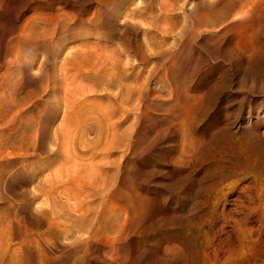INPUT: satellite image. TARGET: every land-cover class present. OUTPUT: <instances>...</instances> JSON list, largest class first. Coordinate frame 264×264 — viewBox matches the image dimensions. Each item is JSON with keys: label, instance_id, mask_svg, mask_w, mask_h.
Masks as SVG:
<instances>
[{"label": "rangeland", "instance_id": "obj_1", "mask_svg": "<svg viewBox=\"0 0 264 264\" xmlns=\"http://www.w3.org/2000/svg\"><path fill=\"white\" fill-rule=\"evenodd\" d=\"M165 1L0 0V55H4L0 56V69L4 71L8 64V69L6 68L7 75L9 76L7 81L8 87L10 86L14 90L15 95L18 94L17 96L20 95L19 93H21L20 96L25 95L24 98L26 100L24 99V103L25 107H27L24 114L18 119L17 124H19H16V127L18 128L19 126L20 128L17 129V131L20 130L18 133H24L27 129L29 134L27 132L25 134L21 133L23 136L26 135V143L30 142L29 144L32 148H29L30 145L28 144L29 147L26 146L24 150L27 153V161H33L34 159L37 163L42 162L41 164L44 166L43 164L46 159L53 158L55 154L57 156L56 152L50 153L53 152L50 151L53 149L50 144L53 134L52 126H56L57 120L61 117V111L59 109V113H56L57 111H54L56 114L53 113L55 107L52 108L51 105L55 101L54 98L57 99L58 95H64V87L61 85L64 84L63 76H61L63 75V69L60 68V65L64 54L65 56L67 54L69 56L75 54L76 49L74 44H72L73 42L76 45L77 42H83L86 38V41L90 42L91 40L92 44L97 41L96 43L99 45L94 44L95 48L97 46V48L103 47L104 49L108 48V50L117 51L121 56L120 58L124 59L122 64L125 63L123 65L126 68L128 59L134 60L132 63L137 66L135 67L136 71L134 69V75L138 79L137 83L139 82L138 85L143 84L140 86L142 90V87L144 89L147 88L141 102L137 103L135 101L131 105H128V108L131 110L129 117L121 118L120 129L122 127L124 130L130 132L133 129L130 136L134 139H130L131 137L129 139L125 138L126 141L123 140L118 146L119 148L117 147L119 150L115 147L112 150L114 155L111 153V158H117L118 164L120 163L117 168L118 173H116L115 189L118 193V202L123 207V218H125L117 222L119 225L122 223L121 225L123 226H119L118 230L120 232H109V237L111 236L110 241L111 239H115V242L105 243V240L101 239V235L104 234H100V236L98 235L100 240L97 239V236V240H94V242L89 240L88 243L87 240L80 238L79 235H77L79 238L76 235H74V238L58 230L57 233H54L55 237L52 236L56 238H52V245L51 243L42 244V253L40 251V254L43 257L40 255L37 258L43 259L42 262H39L40 260L37 259L38 264H130L131 262V264H264V241L262 242L264 234L260 237L258 230L260 223L258 219L259 209L248 211L245 206L240 205V202L236 200L238 196H241L244 203L247 204L248 196L254 195L253 197H256L255 202L249 203L254 205L259 203L257 200L258 194L261 191L264 193V0H185V2L183 0H169L168 2L167 0L166 3ZM31 13H38L43 16H40V20H33V25L35 26L32 25V21L29 23V25L33 26L32 30L36 34L29 29L31 26L28 28L29 30L27 29L29 34L32 32L31 35L37 39V43L34 41L29 44L27 43V47L26 45L20 46L23 42L20 40V35L18 34H20L22 22L28 20V16H32ZM45 14L48 18L44 17ZM50 17L51 19H49ZM46 18L48 19L47 23L48 21L50 22V24L48 23L50 26L46 22H43L46 21ZM134 18L136 19L133 20ZM91 19L92 23H90ZM137 19H140L139 22ZM173 21L175 22L173 23ZM81 22H86L88 25L86 24L87 26H85ZM39 23L44 27H39ZM146 23H148V26ZM82 27L84 28L83 30ZM34 28H38V30L42 29L44 32L40 30L35 31ZM86 31H89L87 32L89 33L88 36ZM39 32H42L44 36ZM93 32L96 33L93 34ZM46 36L49 38V41L51 38L52 42H48ZM38 37L42 39L40 38L38 41ZM165 37L168 38L166 39ZM62 39L66 42L62 41ZM16 43H20L18 45L20 49L15 47ZM105 43L108 45L104 46L103 44ZM31 44L33 45L31 46ZM71 44L73 45L72 49L68 50L71 48ZM54 46L56 47L54 48ZM112 46L115 49L111 48ZM58 47L60 50H58ZM4 48L5 51L3 50ZM14 48H17L19 51H14ZM103 48L102 50H104ZM32 49L37 50L33 51ZM8 50L16 53L12 54ZM7 51L8 53H6ZM70 51L72 52L71 54H69ZM18 53H21L20 57L23 56L24 58L19 57V59ZM6 54H9L10 57ZM45 55H49V57ZM11 56H13L12 60ZM35 57H38V59ZM126 58L128 59L125 60ZM6 59L11 60L10 63L12 65L9 66L10 63L8 61L6 62L7 64L5 63L6 65L1 66L4 64L2 62ZM45 59L47 62L43 61ZM20 60L23 61L20 62ZM38 60L40 61L37 63ZM31 61L37 65L32 70L27 66ZM13 62H16V65ZM43 63L46 64L44 65ZM55 63L59 65L56 66ZM43 65L46 67H42ZM40 67L41 70L38 72V68ZM55 68H58V71ZM28 69L31 73L28 72ZM54 80L62 82L60 85L63 88ZM53 86L56 87L54 88ZM16 87L17 90L15 89ZM59 87L62 89H59ZM10 88H8V93H10L9 90H12ZM51 90L55 91L54 93L52 91L55 97L52 95ZM105 91L99 88V91L91 93V99H96L95 103L92 104L93 102H90L91 104H86L84 107H76L73 112L75 116L72 119L79 117L84 119V114L97 109L99 101L105 99L103 96ZM48 103L49 107L53 110L48 107ZM31 104L35 107L33 106L32 108ZM12 105L10 107L15 108L14 106L16 105ZM47 108L49 109L48 112ZM27 110L31 114H28ZM49 113L52 114V117L56 118L52 119ZM126 113L127 111L125 110L118 112L119 116L121 114L125 116ZM40 115L43 116L42 119ZM26 116L29 120L26 119ZM86 118L88 122L94 121L91 115L86 116ZM20 119H24L23 121L25 122L22 121L20 123ZM31 120H33V126L35 125L37 128L32 126ZM30 121L31 125H29ZM44 123L47 127L50 124V129L47 130ZM27 125L29 126L28 128L26 127ZM125 127L127 128L125 129ZM23 128L24 130H21ZM30 130L36 133L34 135L37 140L35 141L34 139V143H32L34 136ZM216 131L218 134H216ZM50 132L52 133L50 134ZM93 134L91 132L90 136ZM45 135L47 136L44 137ZM43 137L45 139L48 138L47 141L50 138L49 142L47 143ZM38 140H40L41 145ZM42 141L44 142L43 145ZM124 143L126 148L124 147ZM33 153L34 157H32ZM184 154L185 156H183ZM38 156L41 157L39 158ZM16 179L18 180V176ZM8 182L4 183L6 185L2 186L3 189L0 186L1 214L7 210V207H9L8 211L10 212L16 205L19 206V203L20 205L23 204L21 210H24L25 207L27 208L29 204L30 195L28 197L22 194L24 193L22 191V193H19V188L17 192V187L13 180H8ZM6 188L8 190H5ZM256 190L259 191L256 192ZM209 193L212 195H209ZM21 194L23 195V200ZM24 195L27 197L24 198ZM32 197L34 196L32 195ZM16 198L18 199L17 201ZM44 199L45 196L40 195L35 203L41 206L40 211L38 210L39 213L36 211L37 216L39 215V218H42L40 219L41 221L46 218L48 220L47 215H49L47 207L42 208L46 205L42 202H46ZM43 203L44 205L42 206ZM235 206H237L238 210L230 211V208ZM220 211L221 213H219ZM211 212L214 213L212 214ZM23 213V211L19 213L21 214V218ZM42 213L46 215L41 217L40 214ZM242 213L244 215L247 214L246 218ZM125 214H127L126 217ZM248 214L254 216L250 218ZM128 215L130 216L129 219ZM231 217L235 218L238 223L235 224V221ZM23 220L25 223L28 222L22 219V223ZM215 220L216 222H214ZM241 221L242 223H240ZM46 224L43 223L44 226H40V230L46 229ZM251 225L254 226L252 232L248 231ZM121 228L123 231L120 230ZM218 229L220 234L218 233ZM118 235H120L122 240ZM115 237H119L120 241ZM206 240H208L207 244ZM98 246L100 247L98 248ZM105 249L107 250L106 252ZM45 254L47 255L45 256ZM117 255H119V260L116 258L118 257ZM126 257L129 259L128 261L127 259L125 260ZM5 258L0 259L2 261L0 264L32 263L27 255L20 258L21 260L25 258L24 262L20 259H17L19 262H16L17 260L9 256ZM9 259H13L14 261ZM48 261L49 263H47Z\"/></svg>", "mask_w": 264, "mask_h": 264}, {"label": "bare ground", "instance_id": "obj_2", "mask_svg": "<svg viewBox=\"0 0 264 264\" xmlns=\"http://www.w3.org/2000/svg\"><path fill=\"white\" fill-rule=\"evenodd\" d=\"M51 1V0H50ZM97 1V0H96ZM108 1V0H107ZM113 1V0H112ZM140 1V0H139ZM167 1V0H166ZM165 1V3H166ZM185 2V0H183ZM100 2V1H99ZM162 2V1H161ZM169 2V0H168ZM22 3V1H21ZM112 3V2H111ZM195 3V2H194ZM208 3V2H207ZM224 3V2H223ZM180 4V3H179ZM24 5V4H23ZM137 5V4H136ZM161 5V4H160ZM164 6V5H163ZM167 6V5H166ZM169 6V5H168ZM176 6V5H175ZM194 6V5H193ZM224 6V5H223ZM257 6V5H255ZM120 7V6H119ZM137 7V6H136ZM160 7V6H159ZM170 7V6H169ZM96 8V7H95ZM36 9V8H35ZM135 9V8H134ZM162 9V8H161ZM167 9V8H164ZM172 9V8H171ZM185 9V8H184ZM194 9V8H193ZM148 10V9H147ZM157 10V9H156ZM155 10V11H156ZM159 10V9H158ZM168 10V9H167ZM176 10V8H175ZM215 10V9H214ZM39 13L40 11L37 10ZM96 11V10H95ZM128 11V10H127ZM144 11V10H143ZM170 11V10H169ZM184 11V10H183ZM191 11V10H190ZM34 12H36L34 10ZM174 12V10H173ZM43 13V12H42ZM66 13V12H65ZM94 13V12H93ZM189 13V12H188ZM32 14V13H31ZM96 14V13H94ZM48 15V14H47ZM57 15V14H55ZM206 15V14H205ZM204 15V16H205ZM31 16V15H30ZM28 16V20H25V22H22V27H21V31H20V40L23 42V44H20V46H24L27 43H32V42H36L37 43V39H35L34 37H32V32H34L32 30V27L35 26L33 25V20L36 21L37 19H41L38 13H34L32 14V16L30 17ZM75 16V15H74ZM203 16V17H204ZM9 17V16H8ZM43 17V16H42ZM44 17H47L46 14ZM57 17V16H55ZM60 17V16H59ZM90 17V16H89ZM101 17V16H100ZM131 17V16H130ZM214 17V16H213ZM48 18V17H47ZM46 22L47 23V19ZM58 18V17H57ZM129 18V17H128ZM132 18V17H131ZM167 18V17H165ZM206 18V16H205ZM20 19V18H19ZM51 19V17L49 18ZM70 19V17H69ZM79 19V18H78ZM89 19V18H88ZM124 19V18H123ZM136 18H134L133 20H135ZM219 19V18H218ZM21 20V19H20ZM19 20V21H20ZM23 20V21H24ZM45 20V19H42ZM68 20V19H67ZM95 20V19H94ZM100 20V19H99ZM140 19H137V21L139 22ZM206 20V19H205ZM17 21V20H16ZM32 21V22H31ZM73 21V20H72ZM81 21V20H80ZM84 21V20H83ZM89 21V20H88ZM92 23V19L90 20ZM220 21V20H219ZM18 22V21H17ZM32 23L33 26L29 25V23ZM120 22V21H119ZM175 21H173L174 23ZM177 22V21H176ZM201 22V21H200ZM21 23V22H20ZM25 23V24H24ZM44 23V24H46ZM48 23L50 24V22L48 21ZM47 23V25H48ZM70 23V22H69ZM96 23V22H93ZM186 23V22H185ZM219 23V22H218ZM24 24V25H23ZM37 24V23H36ZM40 24V23H39ZM81 24H85V26H87L88 24L85 22H81ZM80 24V25H81ZM87 24V25H86ZM131 24V23H130ZM148 23H146L147 25ZM188 24V23H187ZM16 25V24H15ZM18 25V24H17ZM122 25V24H121ZM137 25V24H136ZM224 25V24H223ZM31 26V27H30ZM42 25L40 24L39 27H41ZM50 26V25H48ZM148 26V25H147ZM189 26V25H188ZM187 26V27H188ZM199 26H201L199 24ZM198 26V27H199ZM207 26V25H206ZM30 27V28H29ZM44 27V26H42ZM92 27V26H91ZM94 27V26H93ZM196 27V25H195ZM209 27V26H208ZM222 27V26H221ZM31 29L32 32H30L31 34H29L28 30ZM36 28V27H35ZM34 28V29H35ZM75 28V27H74ZM17 29V28H16ZM28 29V30H27ZM47 29V28H46ZM65 29V28H64ZM80 29V28H79ZM84 28L82 27V30ZM127 29V28H126ZM196 29V28H195ZM18 30V29H17ZM38 30L35 29V31ZM40 30V29H39ZM38 30V31H39ZM81 30V29H80ZM100 30V29H99ZM19 31V30H18ZM27 31V32H26ZM37 31V32H38ZM42 31V29L40 30ZM56 31V30H55ZM75 31V30H74ZM91 31V30H90ZM93 31V30H92ZM202 31V30H201ZM44 32V30L42 31ZM42 32H39L42 34ZM69 32V31H68ZM89 31H86V33ZM38 33V34H39ZM56 33V32H55ZM64 33V32H63ZM80 33V31H79ZM92 33V32H90ZM96 33V32H95ZM93 32V34H95ZM152 33V32H151ZM206 33V32H205ZM34 34H36V32H34ZM37 34V35H38ZM39 34V35H41ZM83 34V33H82ZM89 33H87L88 36ZM126 34V33H125ZM157 34V33H156ZM155 34V35H156ZM17 35V34H16ZM43 35V34H42ZM46 35V34H45ZM78 35V34H77ZM86 35V34H84ZM100 35V34H99ZM34 36V35H33ZM44 36V35H43ZM103 36V35H102ZM124 36V35H122ZM147 36V35H146ZM159 36V35H158ZM164 36V35H163ZM37 37V36H36ZM67 37V36H66ZM65 37V38H66ZM78 37V36H77ZM120 37V36H119ZM149 37V36H148ZM162 37V36H161ZM19 38V37H16ZM41 38V37H40ZM38 37V41L40 39ZM47 38V36H46ZM75 38V36H74ZM94 38V37H93ZM92 38V39H93ZM100 38V37H99ZM159 38V37H158ZM164 38V37H163ZM166 39L168 37H165ZM42 39V38H41ZM44 39V37H43ZM49 38H47L46 40H48ZM53 39V38H52ZM59 39H61V37H59ZM58 39V41H60ZM77 39V38H76ZM87 39V38H86ZM86 39L83 40V42H79L81 44H79L77 42V44H79L77 46V44L75 45V43L73 42L72 44H74L75 47V54L72 55H67L65 56V54L63 55L64 57L62 58V63H61V67L63 69V83L61 84L60 82L56 81L57 83H59V86H63L64 89V95H56L57 99H55V101L53 102V107H55V110H53L51 107H49V103L47 104L48 107L53 110V113H55L54 111H57L56 113H59L58 110L60 109L61 111V117L59 118V120H57V124L56 126H52L53 128V134H52V140H51V146L53 147L52 150L53 152H50L48 149V151L50 153H57V156L55 154V156L53 158L45 160V162L43 161V159H41L44 162V166H42V162L37 163L31 160V161H27V153L24 151L26 149V146L29 147V145L26 143V135L23 136L21 133H18V128L16 127L17 121H19L18 119L21 118V116L24 114V111L26 109L25 107V103H24V96H20L21 93H19L20 95L17 96L18 94L15 95V92L12 88H10V86L8 87L7 81H8V75H7V67L8 64L6 62L9 61V59H6L2 62L4 66L6 65L7 67H5L4 71H1L2 69H0V186L3 189L2 186L6 185L4 184L5 182H8V180H13V182L15 183L16 187H17V192H18V188H19V193L22 191L29 197V204L27 205L30 208H24V210H21V206L19 203V206H15L12 211H8L7 210L4 211L3 214L2 210L0 212V259H3V257H11L14 260L20 259L21 257H23L24 255L28 256L31 259V264H38L39 262H42V255L40 254V251L42 253V244L46 243V244H50L51 242H53L52 238L55 237L54 233H57L58 230L63 231V234H68V236L74 237V235H79L80 238L85 239L88 241L92 240L94 242V240H97L100 236V234H104L101 235V239L105 240V243H110L111 241H114L115 239H111L110 241V237H109V232L112 233H116V232H120L119 226L122 224H118V220L120 221L123 216H124V212L122 211V206L121 203L119 204V200L117 198V190L115 189V182H116V173L117 172V168L119 166L118 162H117V158H111V153L112 150L118 149L119 145L122 143L123 140H125V138L129 139V137H131L130 139H134L132 138V136H130V133L133 131V129H131V132L128 130H124L122 127L120 129V124L122 122V117L123 118H127V116L129 117V114L131 113L130 108H128V105H131L132 103H134L135 101H137V103L141 102V99L144 98V92H145V88H143V90L141 89L140 86L142 85H138L139 82L137 83L138 79L135 77L134 75V69L135 67H137L134 63H132V61L134 62V60H129L128 58H126L125 60L128 59L127 61V68L125 67V63L122 64L123 60L120 58L121 56L119 55V53L115 50H108L104 49L102 46V48L104 50H102V48L98 49L97 46L96 48L94 47V44H97L95 41L94 44H92V41L90 40V42H87ZM17 40V39H16ZM19 40V41H20ZM54 40V39H53ZM64 39H62L63 41ZM95 40V39H94ZM98 40V39H97ZM101 40V39H100ZM158 40V39H157ZM18 41V40H17ZM45 41V40H44ZM50 41L52 42L51 38ZM48 40V42H50ZM70 41V40H69ZM73 41V40H72ZM82 41V40H80ZM89 41V40H88ZM105 41V40H104ZM103 41V42H104ZM46 42V41H45ZM61 42V41H60ZM64 42H66L64 40ZM99 42V41H98ZM102 42V41H101ZM153 42V41H152ZM160 42V41H159ZM10 43V42H9ZM25 43V44H24ZM35 43V44H36ZM59 43V42H58ZM70 43V42H69ZM151 43V42H149ZM166 43V42H165ZM16 43V46L18 49H20L18 47V45ZM27 44V45H28ZM62 44V43H61ZM68 44V43H67ZM71 44V48L67 49L71 50L72 49V45ZM134 44V43H133ZM153 44V43H152ZM163 44V43H162ZM26 45V47H27ZM33 44H31L32 46ZM40 45V44H39ZM38 45V46H39ZM63 45V44H62ZM66 45V43H65ZM99 45V44H97ZM104 46L106 45L103 44ZM108 45V44H107ZM106 45V46H107ZM7 46L9 47L8 43ZM12 47H14L13 45H11ZM10 46V47H11ZM46 46V45H45ZM58 46V44H57ZM61 46V45H60ZM114 46V45H113ZM113 46L111 48H113ZM157 46V45H156ZM160 46V45H159ZM166 46V45H165ZM172 46V45H171ZM25 47V48H26ZM29 47V46H28ZM42 47V46H41ZM56 46H54L55 48ZM64 47V45H63ZM168 47V46H167ZM6 48V47H5ZM5 48L3 49L5 51ZM17 48H14L16 51ZM23 48V47H22ZM31 48V47H30ZM52 48V47H51ZM50 48V49H51ZM66 48V47H65ZM106 48V47H105ZM121 48V47H120ZM158 48V47H157ZM169 48V47H168ZM12 49V48H11ZM29 49V48H27ZM66 49V50H67ZM115 49V48H113ZM123 49V48H122ZM151 49V48H150ZM7 50V49H6ZM13 50V49H12ZM23 50V49H22ZM33 50V49H32ZM37 50V49H36ZM33 50V51H36ZM58 50H60V48L58 47ZM63 50V49H62ZM67 50V52H68ZM170 50V48H169ZM9 51V50H8ZM8 51L6 53H8ZM19 50H17L18 52ZM27 51V50H26ZM30 51V50H29ZM124 51V50H123ZM148 51V50H147ZM150 51V50H149ZM2 52V51H1ZM10 52V51H9ZM23 52V51H22ZM66 52V51H65ZM122 52V50H121ZM146 52V51H145ZM162 52V51H160ZM12 53V52H10ZM9 53V54H10ZM14 53V52H13ZM12 53V54H13ZM16 53V52H15ZM14 53V54H15ZM38 53V51H37ZM43 53V52H42ZM46 53V52H45ZM55 53V52H54ZM60 53V52H59ZM64 53V52H63ZM72 52L70 51L69 54H71ZM124 53V52H123ZM7 55L10 57V55ZM20 57L21 53H18ZM17 54V55H18ZM50 54V53H49ZM58 55V53H56ZM151 54V53H150ZM3 55V54H1ZM0 55V56H1ZM32 55V54H31ZM44 55V54H43ZM62 55V54H61ZM160 55V54H159ZM4 56V55H3ZM33 56V55H32ZM35 56H37L35 54ZM48 56L49 55H45ZM52 56V55H51ZM56 56V55H55ZM60 56V54H59ZM129 56V55H127ZM177 56V55H176ZM11 56V60H12ZM23 57V56H21ZM20 57V58H21ZM31 57V56H30ZM54 57V56H53ZM58 57V56H57ZM62 57V56H61ZM60 57V58H61ZM73 57V58H72ZM125 57V56H124ZM6 58V56H5ZM17 58V56H16ZM15 58V59H16ZM17 58V59H18ZM19 58V59H20ZM24 58V57H23ZM22 58V59H23ZM36 58V57H35ZM45 58V57H44ZM30 59V58H29ZM38 59V57L36 58ZM47 59V58H46ZM43 60L46 61L47 60ZM54 59V58H53ZM10 60V61H11ZM25 60V59H24ZM32 60V59H31ZM41 60V59H40ZM38 60L37 63L40 61ZM10 61L8 63H10ZM13 61H15L13 59ZM23 60H20V62ZM41 61V62H43ZM51 61V60H50ZM60 61V60H59ZM167 61V60H166ZM26 62V61H25ZM29 62V61H28ZM56 62V60H55ZM61 62V61H60ZM6 63V64H5ZM14 63V62H13ZM16 63V62H15ZM14 63V64H15ZM23 63V62H22ZM21 63V64H22ZM49 63V62H48ZM59 63V62H58ZM20 64V63H19ZM44 64V63H43ZM46 64V63H45ZM44 64V65H45ZM56 64V63H55ZM54 64V66H55ZM12 65L11 63L9 64V66ZM16 65V64H15ZM29 65H31V67H29ZM42 65V64H40ZM42 66V67H46V66ZM48 65V64H47ZM59 64H56V66ZM138 65V64H137ZM28 68H30L31 70L34 69L35 67H37V65L35 63H33V61L30 62V64L27 65ZM39 66V64H38ZM50 66V65H49ZM48 66V67H49ZM153 66V65H152ZM151 66V67H152ZM158 66V65H157ZM140 67V66H139ZM146 67V66H145ZM7 68V69H6ZM12 68V67H10ZM16 68V67H15ZM46 69V68H45ZM48 69V68H47ZM56 69V68H55ZM29 70V69H28ZM37 70V69H35ZM34 70V72H35ZM39 70H41V67L38 68V72ZM53 70V69H52ZM58 71V68L56 69ZM55 70V71H56ZM60 70V69H59ZM27 71V70H26ZM136 71V69H135ZM143 71V70H142ZM149 71V70H147ZM28 72L31 73V71L29 70ZM33 72V71H32ZM43 72V71H41ZM27 73V72H26ZM57 73V72H56ZM61 73V72H60ZM9 74V73H8ZM29 74V73H27ZM26 74V75H27ZM34 74V73H33ZM59 74V73H58ZM149 74V73H148ZM55 75V74H54ZM57 75V74H56ZM28 76V75H27ZM58 76V75H57ZM147 76V75H146ZM20 77V75H19ZM18 79V78H17ZM61 79V78H60ZM61 79V80H62ZM146 79V78H145ZM148 79V78H147ZM60 80V81H61ZM55 82V83H56ZM12 83V82H11ZM21 84V83H20ZM61 84V85H60ZM146 84V83H145ZM54 85V84H53ZM57 85V84H56ZM19 86V85H18ZM61 86V87H62ZM12 89L9 90L10 93H8V88ZM54 88L56 86H53ZM59 87V89L61 88ZM62 87V88H63ZM61 88V89H62ZM100 89H104L105 94L103 95L105 97L104 100L99 101V106L97 107V109L92 110L86 114L83 115L84 119H82L81 117L76 118V119H72L73 116V112L76 109V107L78 106H86V104H89L90 102L92 104L95 103L96 99H91V93L96 92L97 90L99 91ZM17 90V87L15 88ZM115 89V90H112ZM20 90V89H19ZM35 90V89H34ZM47 90V89H46ZM21 91V90H20ZM53 90H51L52 93ZM55 91H53L54 93ZM62 92V90H61ZM23 93V92H22ZM28 93V91H27ZM50 93V94H51ZM52 93V95H53ZM14 94V95H13ZM49 94V93H48ZM61 94V93H60ZM97 95V94H96ZM102 96V94H100ZM31 96V95H30ZM29 96V97H30ZM43 96V95H40ZM54 96V95H53ZM148 96V95H147ZM55 97V96H54ZM149 97V96H148ZM147 97V98H148ZM163 97V96H162ZM28 98V97H26ZM43 98V97H42ZM160 98V97H159ZM26 100V99H25ZM30 100V99H29ZM38 100V99H37ZM36 100V101H37ZM48 100V98H47ZM143 100V99H142ZM39 101V100H38ZM42 101V100H41ZM44 101V100H43ZM46 101V100H45ZM163 101V100H162ZM194 101V100H193ZM197 101H199L197 99ZM40 102V101H39ZM49 102V101H46ZM27 103V102H26ZM34 103V102H33ZM36 103V102H35ZM45 103V102H44ZM51 103V102H50ZM55 103V104H54ZM90 103V104H91ZM146 103V102H145ZM179 103V102H178ZM194 103V102H193ZM16 105L14 106L15 108H11L10 106ZM30 104V103H29ZM42 104V102H41ZM176 104V103H175ZM10 105V106H9ZM12 105V106H13ZM46 105V104H45ZM191 105V104H190ZM32 106V104H31ZM30 106V107H31ZM34 106V105H33ZM32 106V108H33ZM44 106V104H43ZM196 106V105H195ZM35 107V106H34ZM38 107V106H37ZM189 107V106H188ZM194 107V106H193ZM29 108V107H28ZM87 108V107H86ZM86 108H82V109H86ZM44 109V108H42ZM81 109V110H82ZM89 109V108H88ZM30 110V109H29ZM34 110V109H33ZM45 110V109H44ZM48 112V108L46 109ZM50 110V112H51ZM121 110H125L127 111L126 115L124 116L123 114H121V116H119L118 112H120ZM28 111V110H27ZM32 111V110H31ZM37 111V110H36ZM39 111V110H38ZM83 111V110H82ZM89 111V110H88ZM45 112V111H43ZM42 112V113H43ZM85 112V111H84ZM30 113V111H28V114ZM35 113V112H34ZM38 113V112H37ZM55 113V114H56ZM122 113V112H121ZM139 113V112H138ZM31 114V113H30ZM33 114V113H32ZM45 114V113H44ZM51 114V113H49ZM140 114V113H139ZM171 114V113H170ZM179 114V113H178ZM26 115V114H25ZM46 115V114H45ZM59 115V114H58ZM91 115V117L93 118L94 121L88 122L86 116ZM96 115V116H95ZM132 115V114H131ZM174 115H176L174 113ZM31 116V115H30ZM28 116V117H30ZM51 118H56V117H52V114L50 115ZM54 116V115H53ZM25 117V116H23ZM22 117V118H23ZM36 117V116H35ZM34 117V118H35ZM39 117V116H37ZM41 119H42V115H40ZM39 117V118H40ZM132 117V116H131ZM178 117V116H177ZM33 118V117H32ZM50 118V117H49ZM58 118V117H57ZM134 118V117H133ZM26 119L29 120V118ZM40 119V120H41ZM47 119V118H45ZM51 119V120H52ZM89 119V117H88ZM181 119V118H180ZM21 120V119H20ZM24 120V119H23ZM21 120L20 123L23 121ZM37 120V118H36ZM39 120V119H38ZM56 120V119H55ZM131 120V119H130ZM27 121V120H26ZM32 121V126H33V120ZM31 121L29 122L31 125ZM46 121V120H45ZM44 121V122H45ZM54 121V120H53ZM134 121V120H133ZM172 121V120H171ZM25 122V121H23ZM36 122V121H35ZM180 122V121H179ZM39 123L41 124V122L39 121ZM50 123V121H49ZM125 123V122H124ZM123 123V124H124ZM178 123V122H177ZM17 124V125H16ZM38 124V122H37ZM36 124V125H37ZM48 124V123H47ZM54 124V122H53ZM127 124V123H126ZM129 124V122H128ZM22 125V124H21ZM26 125V124H25ZM39 125V124H38ZM37 125V126H38ZM44 125H46L44 123ZM43 125V126H44ZM52 125V124H51ZM133 125V124H132ZM175 125V124H174ZM35 126V125H34ZM33 126V127H34ZM123 126V125H122ZM128 126V125H125ZM168 126V125H167ZM27 128L29 127L28 125L26 126ZM24 127V128H26ZM47 127V125L45 126ZM44 127V129H45ZM50 127V124H49ZM49 127H47V130L50 129ZM124 127V126H123ZM183 127V126H182ZM185 127V126H184ZM22 128V127H21ZM21 129V130H24ZM35 128H37L35 126ZM97 128V129H96ZM127 127H125L126 129ZM168 128V127H167ZM20 129V128H19ZM31 129V128H30ZM34 129V128H33ZM37 130V129H36ZM42 132L43 129H41ZM185 130V129H184ZM31 133L32 130H30ZM29 131V132H30ZM182 131V130H181ZM27 132V129L26 131ZM25 132L23 134H25ZM93 132L94 134L92 136H90V133ZM135 132V131H134ZM237 132V131H236ZM30 133V134H31ZM39 133V132H37ZM45 133V132H44ZM43 133V134H44ZM49 133V132H48ZM52 132H50L51 134ZM188 133V132H187ZM215 133V132H214ZM225 133V132H224ZM28 134V132H27ZM36 133H33L32 135L34 136L33 138V142L34 143L37 139L35 137ZM40 134V133H39ZM42 134V135H43ZM49 134V136H50ZM216 134H218V132L216 131ZM215 134V135H216ZM29 135V134H28ZM32 135H31V140H32ZM40 135V136H42ZM214 135V134H213ZM47 135H45L44 137H46ZM134 136V135H133ZM184 136V135H183ZM209 136V134H208ZM217 136V135H216ZM30 137V136H29ZM43 137L44 140H46V142L48 143L49 140L47 141V139H45ZM39 138V137H38ZM42 138V137H41ZM183 138V137H182ZM216 138V137H215ZM28 139V137H27ZM35 139V141H34ZM30 140V139H28ZM42 140V139H41ZM43 140V141H44ZM40 140H38L39 142ZM42 141V145L43 142ZM126 141V140H125ZM182 141V140H181ZM213 141V140H212ZM37 142V144H38ZM129 142V140H128ZM211 142V140H210ZM41 142H39L40 144ZM133 143V142H132ZM192 143V142H191ZM182 144V142H181ZM185 144V143H184ZM41 145V144H40ZM46 145V143H45ZM44 145V146H45ZM48 145V144H47ZM244 145V144H243ZM34 146V145H33ZM36 146V145H35ZM127 146V145H126ZM188 146V144H187ZM195 146V145H194ZM250 146V145H249ZM43 147V146H42ZM50 147V146H49ZM118 147V148H117ZM124 147H125V143H124ZM182 147V146H181ZM192 147V146H191ZM31 148V145L30 147ZM41 148V147H40ZM46 148H48L46 146ZM126 148V147H125ZM200 148V147H199ZM32 149V148H31ZM36 149V148H35ZM44 149V148H42ZM191 149V148H190ZM196 149V148H195ZM251 149V148H250ZM30 150V149H28ZM39 150V149H38ZM119 150V149H118ZM214 150V149H213ZM187 151V150H186ZM204 151V150H203ZM34 152V151H33ZM45 152V151H44ZM191 152V151H190ZM194 152V151H193ZM198 152V151H196ZM205 152V151H204ZM35 153V152H34ZM34 153L32 154V157H34ZM46 153V152H45ZM48 153V152H47ZM114 155V153H112ZM177 154V153H176ZM188 154V152H187ZM202 154V153H201ZM204 154V153H203ZM29 155V154H28ZM31 155V153H30ZM37 155V154H36ZM48 155V154H47ZM53 155V154H52ZM208 155V154H207ZM185 156V154L183 155ZM190 156V155H188ZM31 157V158H32ZM39 157V156H38ZM41 157V156H40ZM39 157V158H40ZM44 157V156H43ZM48 157V158H49ZM118 157V156H116ZM119 158V157H118ZM123 158V157H122ZM126 158V157H125ZM192 158V157H191ZM242 158V157H241ZM245 158V157H244ZM248 158V157H247ZM246 158V159H247ZM37 159V158H36ZM186 159V158H185ZM239 159V158H238ZM245 159V161H246ZM38 160V159H37ZM39 160V161H41ZM184 160V159H183ZM120 162V160H118ZM244 161V162H245ZM173 162V161H172ZM177 162V161H176ZM213 162V161H212ZM188 163V162H187ZM246 163V162H245ZM180 164V163H179ZM41 165V166H40ZM253 165V164H252ZM178 166V165H177ZM236 166V165H234ZM121 167V166H120ZM212 167V166H211ZM226 167V166H225ZM224 167V168H225ZM241 167V166H240ZM210 168V167H209ZM231 168V167H230ZM234 168V167H233ZM243 169V168H242ZM253 169V168H252ZM237 170V169H236ZM248 170V169H247ZM221 171V170H220ZM246 171V169H245ZM215 172V171H214ZM233 172V171H232ZM249 172V171H248ZM251 172V171H250ZM231 174V173H230ZM244 174V173H243ZM251 174V173H250ZM208 175V174H207ZM225 175V174H224ZM259 175V174H258ZM18 176V180L16 179ZM212 176V175H211ZM255 176V175H254ZM187 177V176H186ZM191 177V176H190ZM256 178H258L256 176ZM264 182V181H263ZM9 183V182H8ZM11 183V182H10ZM234 183V182H233ZM238 183V182H237ZM226 184V183H225ZM258 184V183H257ZM260 184V183H259ZM245 185V184H243ZM188 187V186H187ZM224 187V186H222ZM246 187V186H244ZM258 187V186H257ZM0 188V189H1ZM8 188V187H7ZM5 190H8V189ZM189 188V187H188ZM222 189V188H221ZM236 189V188H235ZM248 189V188H247ZM246 189V191H247ZM259 189V188H258ZM16 190V188H15ZM226 190V189H225ZM243 190V189H242ZM1 191V190H0ZM218 191V190H217ZM220 191V190H219ZM227 191V190H226ZM259 190H256V192ZM222 192V191H220ZM245 192V190H244ZM1 193V192H0ZM3 193V192H2ZM6 193V192H5ZM16 193V191H15ZM214 193V192H213ZM217 193V192H216ZM21 194V195H22ZM220 194V193H219ZM231 194V193H230ZM1 195V194H0ZM18 195V194H17ZM24 195V198L27 197ZM32 195L34 197H32ZM40 195H44L45 196V201L44 202L46 205H44V203L42 204V206L44 205L45 208L47 207V211L49 212V215H47L48 220H40L42 218H39L40 216H37L36 211L38 212V210L40 211L41 206L40 205H36V199H38V197ZM209 195H212L209 193ZM208 195V197H209ZM222 195V193H221ZM249 195V194H248ZM6 196V195H5ZM4 196V197H5ZM219 196V195H217ZM232 196V195H231ZM254 195H249L248 196V203H244V200L241 196H238L236 198V200H238L240 202V205L242 204L243 206H245L247 208L248 211H255L257 209H259V233H260V237L263 236L264 234V193H262V191L258 194L257 200L259 203L251 205L249 203H253L255 202V198L253 197ZM1 197V196H0ZM8 197V196H7ZM21 198V197H20ZM19 198V199H20ZM42 198V196H41ZM166 198V197H165ZM216 198V197H215ZM40 199V198H39ZM217 199V198H216ZM226 199V198H225ZM18 199L16 198V201ZM22 200H23V195H22ZM25 200V199H24ZM63 200V201H61ZM200 200V199H198ZM210 200V198H209ZM230 200V199H229ZM21 201V200H20ZM27 201V200H26ZM165 201V200H164ZM216 201V200H215ZM228 201V200H227ZM22 202V201H21ZM205 202V201H204ZM243 202V203H242ZM17 203V202H16ZM26 203V202H25ZM24 203V204H25ZM28 203V201H27ZM222 203V202H221ZM225 203V202H223ZM228 203V202H226ZM35 204V205H34ZM41 204V203H40ZM205 204V203H204ZM215 204V203H213ZM212 204V205H213ZM15 205V204H14ZM26 205V204H25ZM30 205V206H29ZM32 205V206H31ZM135 205V204H134ZM145 205V204H144ZM207 205V204H206ZM220 205V204H219ZM39 206V207H37ZM225 206V205H224ZM32 207V208H31ZM150 207V206H149ZM220 207V206H219ZM222 207V206H221ZM139 208V207H138ZM141 208V207H140ZM23 209V207H22ZM144 209V207H143ZM210 209V208H209ZM213 209V208H212ZM21 210V211H20ZM124 210V209H123ZM126 210V208H125ZM124 210V211H125ZM136 210V209H135ZM214 210V209H213ZM226 210V209H225ZM237 206L230 208V211H237ZM24 212L22 214V218L20 217L21 214H19L20 212ZM210 211V210H209ZM45 212V211H44ZM48 212H46L48 214ZM127 212V211H126ZM136 212V211H134ZM139 212V211H138ZM218 212V211H217ZM39 213V212H38ZM210 213V212H209ZM212 213V212H211ZM214 213V212H213ZM212 213V214H213ZM221 213V211L219 212ZM128 214V213H127ZM125 214V217L126 215ZM131 214V212H130ZM142 214V213H141ZM175 214V213H174ZM211 214V215H212ZM230 214V213H229ZM244 215V213H242ZM41 217H43V215H46L45 213L40 214ZM138 215V213H137ZM218 215V214H217ZM220 215V214H219ZM235 215V214H234ZM233 215V216H234ZM247 215V214H246ZM246 215H244V217L246 218ZM249 215V214H248ZM228 216V215H227ZM250 216V215H249ZM254 216V215H252ZM250 216V218L252 217ZM257 216V215H256ZM255 216V217H256ZM46 217V216H44ZM204 217V216H203ZM213 217V216H212ZM211 217V218H212ZM215 217V216H214ZM220 217V216H218ZM223 217V216H221ZM236 217V216H235ZM243 217V216H242ZM243 217V219H245ZM130 218V216L128 215V219ZM233 217H231L232 219ZM22 219H25L28 222H24L22 223ZM125 219V218H123ZM213 219V218H212ZM240 219V218H239ZM214 220V219H213ZM230 220V219H229ZM241 220V219H240ZM247 221V219H245ZM244 220V222H245ZM47 221V222H46ZM122 221V220H121ZM233 221H235V224H237V220L235 218H233ZM249 221V218H248ZM41 222L43 223H47L46 229L44 230H40V226L43 227V223L41 224ZM211 222V220H210ZM216 222V220L214 221ZM28 223V224H27ZM213 223V222H212ZM232 223V222H231ZM242 223V221L240 222ZM249 223V222H248ZM234 224V223H233ZM234 224V225H235ZM43 225V226H42ZM136 225V224H135ZM219 225V224H218ZM222 225V224H221ZM125 226V225H124ZM212 226V225H211ZM224 226V225H223ZM247 226V225H246ZM120 227H123L122 225ZM222 227V226H221ZM248 227V226H247ZM143 228V227H142ZM225 228V227H222ZM234 228V227H233ZM126 229V228H125ZM122 230V228L120 229ZM131 230V229H130ZM211 230V229H210ZM217 230V229H216ZM225 230V229H224ZM254 230V226L251 225V227H249L250 232H252ZM102 231V232H101ZM123 231V230H122ZM125 231V230H124ZM214 231V230H212ZM226 231V230H225ZM101 232V233H100ZM137 232V231H136ZM223 232V231H222ZM221 232V233H222ZM123 233V232H122ZM211 233V232H210ZM214 233V232H213ZM218 233H219V229H218ZM226 233V232H225ZM248 233V232H246ZM245 233V234H246ZM108 234V235H107ZM121 234V233H120ZM199 234V233H198ZM204 234V233H201ZM207 234V233H206ZM205 234V235H206ZM212 234V233H211ZM217 234V233H216ZM220 234V233H219ZM218 234V235H219ZM243 234V233H241ZM255 234V233H254ZM57 235V234H56ZM99 235V236H98ZM117 235V234H116ZM126 235V234H125ZM204 235V236H205ZM210 235V234H209ZM240 235V234H239ZM238 235V236H239ZM257 235V234H256ZM53 236V237H52ZM98 236V238H97ZM120 237V235H118ZM123 236V235H122ZM217 236V235H216ZM241 236V235H240ZM254 236V235H253ZM57 237V236H56ZM78 237V236H77ZM76 237V238H77ZM119 237H115L117 238V240L119 239ZM242 237V236H241ZM251 237V236H250ZM67 238V237H66ZM70 238V237H69ZM75 238V237H74ZM73 238V239H74ZM79 238V237H78ZM77 238V239H78ZM97 238V239H96ZM113 238V237H112ZM197 238V237H196ZM208 238V236H207ZM205 238V239H207ZM217 238V237H216ZM56 239V238H53ZM81 239V240H82ZM120 239L122 240V238L120 237ZM120 239L118 241H120ZM124 239V238H123ZM202 239V238H201ZM210 240V238H208ZM241 239V238H240ZM245 239V238H244ZM264 239V238H263ZM82 240V241H85ZM213 240V239H212ZM220 240V239H218ZM225 240V239H224ZM55 241V240H54ZM69 241V240H67ZM103 241V240H101ZM116 241V242H118ZM198 241V240H197ZM201 241V240H200ZM205 241V240H204ZM206 240V244H207ZM215 241V240H214ZM251 241V240H249ZM264 240H262L263 242ZM57 242V241H56ZM64 242V241H63ZM72 242V241H71ZM86 242V241H85ZM96 242V241H95ZM100 242V241H99ZM115 242V241H114ZM126 242V241H125ZM219 242V241H218ZM223 242V241H222ZM247 242V241H246ZM84 243V242H83ZM86 243V244H88ZM92 243V242H91ZM119 243V242H118ZM195 243V242H194ZM221 243V242H220ZM227 243V242H226ZM241 243V242H240ZM260 243V242H259ZM57 244V243H56ZM126 244V243H125ZM215 244V243H214ZM219 244V243H218ZM52 245V243H51ZM51 245L49 247H51ZM55 245V244H54ZM98 245V243H97ZM104 245V244H103ZM119 245V244H118ZM209 245V244H208ZM217 245V242H216ZM223 245V244H222ZM262 245V244H261ZM56 246V245H55ZM91 246H93L91 244ZM101 246V245H100ZM98 246V248L100 247ZM111 246V245H110ZM110 246H108L110 248ZM178 246V245H177ZM230 246V245H229ZM264 246V245H263ZM45 247V246H44ZM87 247V246H86ZM106 247V246H105ZM114 247V244H113ZM54 248V247H51ZM58 248V247H56ZM89 248V247H88ZM87 248V250H89ZM94 248V246H93ZM108 248V249H109ZM263 248V247H262ZM261 248V249H262ZM115 249V248H114ZM119 249V248H118ZM117 249V250H118ZM167 249V248H166ZM251 249V248H250ZM49 250V249H48ZM60 250V249H59ZM110 250V249H109ZM116 250V249H115ZM121 250V249H120ZM169 250V249H168ZM64 251V250H63ZM107 250L105 249V252ZM113 251V250H112ZM111 251V253H112ZM261 251V250H260ZM263 251V249H262ZM46 252V251H45ZM50 252V251H49ZM75 252V251H74ZM104 252V251H102ZM115 252V251H114ZM119 252V251H118ZM92 253V252H91ZM110 253V252H109ZM89 254V253H88ZM108 254V253H107ZM107 254H105L107 256ZM118 254V253H117ZM120 254V252H119ZM260 254V253H259ZM42 256L41 260L40 258H37L39 256ZM47 254H45L46 256ZM84 256V255H83ZM94 256V255H93ZM97 256V255H96ZM109 256V254H108ZM112 256V255H111ZM115 256V255H114ZM118 257H116L117 259L119 258V255H117ZM121 256V255H120ZM52 258V256H50ZM59 258V257H58ZM107 258V257H106ZM113 258V257H112ZM115 258V257H114ZM115 258V259H116ZM122 259H124L123 257H121ZM6 259V258H5ZM13 259H9V260H13ZM25 259V258H24ZM24 259H20L21 261H23ZM27 259V258H26ZM39 259L40 261L38 262ZM45 259V257H44ZM48 259H50L48 257ZM47 259V260H48ZM69 259V258H68ZM108 259V258H107ZM114 259V260H115ZM120 259V260H122ZM127 259V261L129 260L127 257L125 258V260ZM13 260V261H14ZM46 260V259H45ZM52 260V259H51ZM54 260V259H53ZM110 260V259H109ZM119 260V259H118ZM117 260V262H118ZM4 261V260H3ZM20 261V262H21ZM25 261V260H24ZM23 261V262H24ZM126 261V262H127ZM0 262H2L0 260ZM10 262V261H9ZM16 262H19V260H17ZM46 262V261H45ZM51 262V261H50ZM124 262V261H123ZM6 263V262H5ZM8 263V262H7ZM49 263V261L47 262ZM114 263V262H113ZM125 263V262H124ZM132 263V262H131ZM130 263V264H131ZM10 264V263H9ZM13 264V263H12ZM18 264V263H17ZM22 264V262H21ZM26 264V263H25ZM28 264V263H27ZM42 264V263H41ZM45 264V263H44ZM127 264V263H125Z\"/></svg>", "mask_w": 264, "mask_h": 264}]
</instances>
